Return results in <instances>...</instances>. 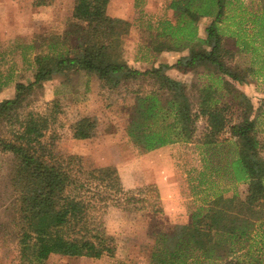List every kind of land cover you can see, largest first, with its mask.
Instances as JSON below:
<instances>
[{"label":"trees","instance_id":"1","mask_svg":"<svg viewBox=\"0 0 264 264\" xmlns=\"http://www.w3.org/2000/svg\"><path fill=\"white\" fill-rule=\"evenodd\" d=\"M228 2L171 0L172 18L154 19L137 8L128 21L105 14L102 0H75L60 33H41L9 50L19 53L20 65L12 59L2 70L6 54L0 52V92L13 87V96L0 100V155L11 160V199L7 218L0 221V245L13 243L15 264H45L51 254L100 258L108 238L89 229L91 212L108 202L140 208L137 204L145 201L124 192L114 165L86 169L75 156L43 150L42 138L63 114L58 95L76 94L80 76L85 77V91L91 77L109 92L136 84L121 109L130 140L142 150L195 140L202 144L198 185L209 183L211 195L205 193L206 204L186 218L160 217L161 209L153 213L149 264H212L228 248L223 236H240L251 229L249 218L264 215V135L251 99L233 83L247 82L252 69L232 63L234 52L226 46L220 27ZM202 17L212 19L205 38L198 35L197 20ZM132 27L141 31L146 58L163 51L187 50V56L173 65L131 66L123 54L122 36ZM173 66L190 70L205 66L206 74H214L218 82L187 84L168 74ZM23 70L31 78L23 80ZM49 77L59 79L55 97L40 101L39 92ZM200 118L206 129L196 138ZM69 128L75 139L89 136L84 118ZM216 179L222 187L213 190ZM238 183L246 184L243 196L224 195L227 185Z\"/></svg>","mask_w":264,"mask_h":264},{"label":"rangeland","instance_id":"2","mask_svg":"<svg viewBox=\"0 0 264 264\" xmlns=\"http://www.w3.org/2000/svg\"><path fill=\"white\" fill-rule=\"evenodd\" d=\"M170 1L102 0V11L107 15L111 13V15L128 21H132L135 17L134 12L137 8L152 15L154 19L172 18V10L168 8ZM74 2L75 0H0V23L3 22L2 30H0V51L2 54H6V60L1 64L2 70L6 69L12 59H15L18 65L21 64L19 53L11 54L9 52L13 47H17L18 43H29L41 33H60L65 18L72 12ZM135 3L138 5L135 6ZM228 21H226L227 24H224L225 30L229 28ZM198 23L203 28V24H206L207 20L204 23L203 20H199ZM255 33L254 31L250 33L254 39L252 42L250 40L253 45L249 48L251 51L247 53L238 51L234 61L242 66L252 65L257 68L258 78L252 82L257 88L262 89L264 87L262 80L264 79V41ZM122 37L123 54L127 57L128 63L135 68L145 69L159 62L173 65L177 61V54L165 58L161 56L163 54L159 53L154 57L151 55L146 58V47H140L143 45L141 31L136 30L135 27H132L131 31ZM227 42L230 45L228 46L234 49L232 40L227 38ZM151 59H155V64ZM206 71L208 69L190 70L173 66L168 70V74L187 84L194 82L203 85L214 81L218 82L214 74H206ZM22 72L25 75L23 80H26L27 76L31 78L27 70ZM84 81V76L78 78L76 94L72 92L59 93L63 114L52 130L42 138L43 150L46 153L75 156L81 160L86 169L114 165L119 172L124 192L142 197L145 201L137 204L140 208L133 206L124 208L113 204V202H108L101 209L91 212L88 219L89 229L92 232L104 233L108 238L106 251L100 258L51 254L45 264H121V262L149 264L152 244V240L149 238V228L153 213L161 209L160 217L182 215L183 218H186L191 210L203 203L202 198L206 194L211 195L209 183L198 185V171L202 166L200 149L194 144V141H191L179 142L181 143L179 148L171 150V162L165 167L167 176L163 177L167 186L171 213L164 211L161 201L158 197H154L155 193L153 194V191H157V187L154 183L155 177L151 171L147 170L146 162L143 159L146 151L130 140L125 129V114L121 105L129 98V90L135 89L136 84L131 85L129 90H124L122 87L120 90L109 92L100 87L95 77H91L88 90L85 91ZM58 85L59 79L47 78L42 91L39 92L41 94L40 101L54 98L53 92ZM143 87L144 89L150 88L147 84H143ZM12 96L13 90L10 89L1 93L0 99L5 100ZM257 99L260 100L258 113L262 114L260 127L264 128V96H259ZM234 116L235 114L230 115L231 118ZM80 118L86 119L89 125V136L85 139L73 138L69 128L70 123ZM205 129V120L200 118L197 122L196 138L200 137ZM262 135L261 133V137H263ZM10 165L11 160L0 155V221L6 220L7 212L5 210L11 199ZM137 190L141 192L138 193ZM239 190H245V185L244 188L240 186ZM235 191L237 192V190ZM223 252L220 251L214 257L212 264H223L226 261ZM14 255L12 242L0 245V264H15Z\"/></svg>","mask_w":264,"mask_h":264},{"label":"crops","instance_id":"3","mask_svg":"<svg viewBox=\"0 0 264 264\" xmlns=\"http://www.w3.org/2000/svg\"><path fill=\"white\" fill-rule=\"evenodd\" d=\"M225 10H226L225 19L223 20L222 23H220V27L223 30L226 38V46L232 49L231 47H229L230 45L227 42V38L228 40L231 39L233 42L234 49L232 50L234 52V58L238 51L240 52L244 51L245 53L251 51L249 50V48L253 46L251 42L254 40L252 35L250 34L251 32L253 31L256 32L255 33L256 36L260 37L264 41V0H248L247 2L245 0H229ZM108 15L114 16L113 14L111 15V13ZM199 20H203V23L205 22V20H207V23L203 24V28L200 27L198 23ZM211 20L212 19L210 17H202L197 20L199 37L205 38V27L209 24ZM227 20H229L228 21L229 28H226L225 30L224 24L226 23ZM2 23H0V30H2ZM240 31L241 33H239ZM198 46H202V44ZM161 54H163L161 56H164L165 58L170 56H175L177 54L176 59H178L180 56L186 57L187 50H184L182 52L163 51L161 52ZM234 58L232 60V63L238 64L234 61ZM132 62L134 63V61ZM240 66L251 67L252 70L249 71V73L247 74L248 81L242 84L238 82H233V83L238 89L244 92L251 99L254 105L255 113L257 114L258 128L259 130H261V133L264 135V128L260 127L262 114L259 115L258 113V110L260 108L258 104H260V100L257 99V97L259 96L262 95L264 96V87L262 89L257 88L254 85V82H252V81H256V79L258 78L257 68H255L252 65H248V66L240 65ZM204 68L207 69L205 66H197L192 70H203ZM262 80L264 81V79ZM10 89L13 90V87H7L3 89L0 92V94ZM256 99L258 100V102H256L257 101ZM180 144L181 143H173V144L161 146L153 150L146 151L143 155V159L146 162L147 170L151 171L153 173V176L155 177L154 183L155 186L157 187V191L155 192L153 191V194L155 193L154 197L159 198L163 210L167 211L168 213H171V210H169L171 207L168 201L169 197L167 196V186L166 183L164 182L163 177L167 176V174L165 173V167L167 164H169V162H171V157H172L171 150H177ZM194 144L198 146L200 149L199 151L200 160L203 159L202 144L196 141H194ZM201 169L202 166L200 167V170ZM217 183L219 182L216 179V182L214 183L215 186L213 185L214 186L213 190H217L218 187L219 188L222 187L216 185ZM238 185L239 188H237ZM244 185L246 190L245 183H238L236 185L229 184L226 186L227 190L224 192V195L231 196L234 192H236L235 190H237L240 196H243L245 190L240 191L239 189L240 186H243L244 188ZM139 192L141 191H138V193ZM210 199H212V197ZM204 204H206V202L204 201L203 203H200V205H204ZM249 220L251 221L252 227L251 229H247L245 233L241 234L240 236L239 235L233 236L232 234L223 236L225 237V242H227L228 245V248L226 250H223L224 251L223 253H225V257H226V261H224L226 262L225 264H264V215L257 219L249 218ZM223 237L220 236V238Z\"/></svg>","mask_w":264,"mask_h":264}]
</instances>
